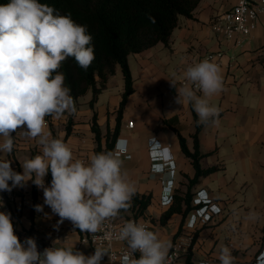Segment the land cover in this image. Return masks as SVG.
Listing matches in <instances>:
<instances>
[{
	"label": "crops",
	"instance_id": "0c3cea01",
	"mask_svg": "<svg viewBox=\"0 0 264 264\" xmlns=\"http://www.w3.org/2000/svg\"><path fill=\"white\" fill-rule=\"evenodd\" d=\"M234 3L235 0H202L192 17L180 16L168 45L158 43L128 56L134 91L122 111L118 136L127 139L128 157L116 150L114 154L122 160V171L134 183L136 193L150 195L151 204L145 215L154 221L155 233L160 239L172 243L183 231L190 212L182 231L177 234L183 216L176 213L162 224L160 217L168 206L161 204V195L166 186L173 187L174 198L187 192L196 171L192 160L182 150L180 136L185 138L188 149L193 152L198 123L190 102L183 98L181 103L175 102L176 88L183 87L181 82L186 80L183 73L187 66L209 54L222 53L220 58L212 61L221 69L224 89L209 100L219 109V114L215 123L203 124L198 133L201 167L214 168V171L202 176L191 191L192 205L196 192L205 189L223 211L209 224L195 229L191 252L193 264L201 261L220 264L218 257L222 247L230 249L233 264H254L264 249V25L256 28L241 45L224 40L213 30L212 24ZM172 80L176 88L169 82ZM124 90L125 79L118 66L116 73L106 82V88L98 95L94 108L90 105L92 94L89 92L82 102L79 99L84 96L75 101V114L65 113L58 119L46 116L45 131L51 134V124L55 129L60 126L58 138L66 139L74 159L84 157L88 163L90 156L96 154L97 146L92 130L94 111L102 134L115 128ZM195 91L197 96H202L199 90ZM70 119L71 133L67 136L66 126ZM129 121L134 122L133 128L126 126ZM18 133H13L12 153L0 152V159H10L12 168L21 173V164L26 158L37 155L35 152L40 150V145L36 139ZM152 140L157 147L164 149L166 160L174 161L172 175L166 173L167 169L162 173L151 171ZM2 142L3 137H0ZM44 181L46 186L50 185L48 174ZM31 182L29 180L22 188H13L18 197L21 224L34 228L45 241H49V218L45 213L57 220L59 217L44 205L42 222L37 223L34 206L43 205V190ZM250 214H255V218ZM170 224H174L172 230ZM70 225L72 223L68 220L59 225L63 233H68V238L59 240L57 247H74L78 241L77 231H67Z\"/></svg>",
	"mask_w": 264,
	"mask_h": 264
},
{
	"label": "clouds",
	"instance_id": "9594fccd",
	"mask_svg": "<svg viewBox=\"0 0 264 264\" xmlns=\"http://www.w3.org/2000/svg\"><path fill=\"white\" fill-rule=\"evenodd\" d=\"M68 58L84 71L95 60L93 37L87 26L39 0H10L0 5V152L12 153L13 133L18 130L41 146V154L21 164V173L12 168L10 159H0V192L10 193L31 180L43 190L44 197L43 205L34 206L35 211L43 212L47 205L59 217L53 225L55 230L68 220L74 230L94 234L105 221L131 207L136 187L122 171L123 162L114 152L93 154L85 163L74 159L67 143L45 131L46 116L58 119L77 111L65 74L58 71ZM183 76L202 96L187 85L177 89L172 80L169 82L178 93L175 102L181 103V98L190 102L199 124L215 123L219 109L209 100L224 89L218 64L205 58L187 66ZM125 143L118 140L117 149L122 150ZM49 172L52 179L46 186L44 178ZM45 216L51 218L47 213ZM250 216L255 218V214ZM116 239L126 242L130 249L121 257V264H168L171 243L143 223L125 221ZM56 242L42 252L34 237L21 242L11 213L0 211V264H101L110 255L104 247H95L93 254L85 255L75 247H56ZM136 252L139 258H134ZM218 259L220 264L234 262L228 247L220 249Z\"/></svg>",
	"mask_w": 264,
	"mask_h": 264
},
{
	"label": "trees",
	"instance_id": "16d2710c",
	"mask_svg": "<svg viewBox=\"0 0 264 264\" xmlns=\"http://www.w3.org/2000/svg\"><path fill=\"white\" fill-rule=\"evenodd\" d=\"M201 1L39 0L41 3L53 6L60 14L69 15L75 23L87 26L88 33L93 37L95 60L87 71L78 67L73 58H68L62 62V66L58 70L65 74V84L70 86L74 101L90 92L92 94L90 105L94 108L98 95L106 88L108 79L116 73L118 66L122 69L125 90L122 94L115 128H109L107 133L102 134L97 113L94 111L92 130L97 144L96 153L114 152L121 129L122 111L129 95L134 91L128 56L149 49L158 43L168 45L173 30L179 24L180 16L192 17L194 10ZM9 2L10 0H0V5ZM202 125L197 123V130L194 135L195 150L193 152L188 149L185 138L180 136L182 150L192 160L196 173L190 179L185 195L176 196L160 217V222L166 224L174 214H182L183 217L177 234L182 231L188 212L194 208L192 205V187L199 183L202 176L214 171V168L203 169L200 164L202 154L199 150L198 133ZM67 128V136H69L71 133L70 125ZM54 138L59 139L56 136ZM103 138L105 139L104 142ZM63 141L65 142L66 139H63ZM51 179L52 176L49 172L48 181L50 183ZM34 194H36L35 190ZM35 202L36 198H34V205ZM150 204V195L135 193L131 201V207L126 211L121 210L119 216L129 217L132 214L136 217L146 216L145 213ZM31 218L33 221V209ZM186 264H193L191 254Z\"/></svg>",
	"mask_w": 264,
	"mask_h": 264
},
{
	"label": "built area",
	"instance_id": "2783aa9c",
	"mask_svg": "<svg viewBox=\"0 0 264 264\" xmlns=\"http://www.w3.org/2000/svg\"><path fill=\"white\" fill-rule=\"evenodd\" d=\"M261 24L264 25V0H235V3L230 9L218 15L212 24V28L224 40L241 45ZM221 56L222 53L218 52L216 54H209L207 58L213 60L220 58ZM181 84L183 86H190L194 90H198L187 80H183ZM126 126L128 128H133L134 122L129 121ZM118 140L126 142L122 146V150L117 149ZM151 142V171L153 173H162L167 169L166 173L172 175L175 171L174 161L166 160L164 149L162 147H157L155 140H152ZM114 150L125 157H128L127 139L118 138ZM0 198L3 199L4 203V206L0 207V211L11 213L15 234L19 237L21 242L27 237H34L36 239L38 250L42 252L44 248L51 247L53 241L57 240L58 242L59 240L68 238V233H66V231L63 233L60 226L58 231L53 228V225H56L58 220L56 218H50L48 227L50 240L45 241L34 228L24 227L21 224L18 197L13 190L10 193L6 191L0 192ZM165 198L167 199V202H165ZM173 199V187H164L161 195V204L169 206ZM193 206L194 208L188 215L183 231L171 243L172 247L169 249L168 264H186L194 245L195 229L198 228V226L209 224L214 220L215 216L221 214L223 211L222 207L210 197L205 189H200L196 192V196L193 199ZM129 220L143 223L149 230L155 233L156 228L152 218L148 216L136 217L133 214L129 215V217L117 216L116 218L105 221L101 230L94 234L79 232L78 229L74 230L73 225H70L67 231H77L79 233V239L74 247L77 250L82 251L85 255L86 253L93 254L95 247H104L109 249L110 255L109 257L105 256L101 264H121V257L125 253L130 252V249L126 242L116 239V235L125 221ZM85 241L87 242V245H85ZM139 256V252L134 254V258H139ZM194 264H200V262ZM203 264L212 263L203 262ZM254 264H264V249L259 254L258 260Z\"/></svg>",
	"mask_w": 264,
	"mask_h": 264
},
{
	"label": "rangeland",
	"instance_id": "374dc122",
	"mask_svg": "<svg viewBox=\"0 0 264 264\" xmlns=\"http://www.w3.org/2000/svg\"><path fill=\"white\" fill-rule=\"evenodd\" d=\"M85 99V96L84 97H81L80 99H79V101H83ZM68 125H70V127H71V123L70 122H68ZM51 128H50V131H51V136L54 138V136H56V137H58L57 135H58V132H60V126L57 128V129H55L53 126H52V124H51V126H50ZM54 128V129H53ZM68 128H67V126H66V130H67ZM35 153H37V154H41V146H40V150H36V152ZM80 160H82V161H84L85 163H86V159H84V157H82V158H80ZM31 185H32V182H31ZM30 185V186H31ZM31 194V193H30ZM29 198H32V196L30 195V197ZM30 209H31V211H32V209H33V205H32V207H30ZM30 211V212H31ZM35 220L37 221V223H41L42 222V214H41V212H35ZM21 221V220H20ZM173 226H174V224H170V226H169V229L170 230H172V228H173Z\"/></svg>",
	"mask_w": 264,
	"mask_h": 264
},
{
	"label": "snow or ice",
	"instance_id": "6c2138e0",
	"mask_svg": "<svg viewBox=\"0 0 264 264\" xmlns=\"http://www.w3.org/2000/svg\"><path fill=\"white\" fill-rule=\"evenodd\" d=\"M165 202H167V199L165 198Z\"/></svg>",
	"mask_w": 264,
	"mask_h": 264
}]
</instances>
